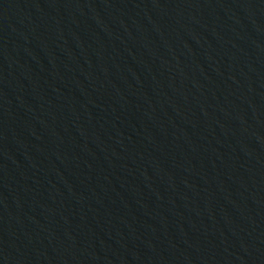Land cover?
Instances as JSON below:
<instances>
[{
    "label": "water",
    "instance_id": "1",
    "mask_svg": "<svg viewBox=\"0 0 264 264\" xmlns=\"http://www.w3.org/2000/svg\"><path fill=\"white\" fill-rule=\"evenodd\" d=\"M0 264H264V0H0Z\"/></svg>",
    "mask_w": 264,
    "mask_h": 264
}]
</instances>
